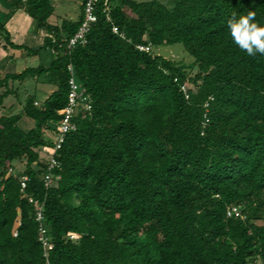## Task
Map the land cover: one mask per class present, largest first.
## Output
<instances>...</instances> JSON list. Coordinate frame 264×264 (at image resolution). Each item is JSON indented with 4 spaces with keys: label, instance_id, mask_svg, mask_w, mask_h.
I'll list each match as a JSON object with an SVG mask.
<instances>
[{
    "label": "trees",
    "instance_id": "1",
    "mask_svg": "<svg viewBox=\"0 0 264 264\" xmlns=\"http://www.w3.org/2000/svg\"><path fill=\"white\" fill-rule=\"evenodd\" d=\"M4 1L8 17L25 11L58 43L83 19L57 27L51 0ZM171 5L111 0L110 20L101 5L86 45L70 52L47 36L38 51L55 49L49 67L0 79V108L16 93L10 82L46 75L57 87L0 117V264H264V0ZM6 20L0 36L21 48ZM174 44L194 62L153 52ZM70 63L93 108L76 118L46 189L44 149L55 142L45 130L57 132ZM23 117L35 127L23 130ZM17 160L25 171L9 174ZM23 175L45 202L48 257ZM233 207L240 217H228Z\"/></svg>",
    "mask_w": 264,
    "mask_h": 264
},
{
    "label": "built area",
    "instance_id": "2",
    "mask_svg": "<svg viewBox=\"0 0 264 264\" xmlns=\"http://www.w3.org/2000/svg\"><path fill=\"white\" fill-rule=\"evenodd\" d=\"M80 5L82 7V15L83 19L78 28L77 32L73 37L64 40L61 43H58L53 35H48L52 39L53 44L58 45L60 49L66 48L68 51L74 50L78 46H84L88 43L87 36L91 32V29L94 24L98 21V11L100 10V6L102 5V13L107 15L108 20H110V6L111 0H79ZM115 33H117V29H113ZM139 49L143 52H149L151 50V46H140ZM52 53L55 54L56 51L53 48ZM68 72L70 74L69 80V96L67 105L60 112L61 120L58 123V129L55 135L52 137L55 145L51 148H45L44 153L47 154L48 159V168L46 173L43 176V181L46 189H49L55 178L59 179V176L54 175V171L61 169V162L58 159V153L62 149L63 144L66 141L67 136L77 131L78 125L76 123V118L79 114L86 116L87 113L92 111V100L90 95L87 94L85 87L78 80L75 67L72 63L68 65ZM187 86L184 87L186 90ZM9 174H14V169H9ZM30 178L28 175H23L20 178L21 190L24 194V197L28 200V202L34 207L35 218L39 223V231H40V241L43 243L45 248V255L48 257V251L53 248L52 243L50 242V238L48 236V228L44 223V212H45V202L34 197L31 194L27 193V189L29 186ZM228 217H240L241 212L237 207L230 208L228 210ZM73 238V237H72Z\"/></svg>",
    "mask_w": 264,
    "mask_h": 264
},
{
    "label": "rangeland",
    "instance_id": "3",
    "mask_svg": "<svg viewBox=\"0 0 264 264\" xmlns=\"http://www.w3.org/2000/svg\"><path fill=\"white\" fill-rule=\"evenodd\" d=\"M51 1L55 8V13L52 17V22L55 25L59 24L63 19H68L72 21H77L79 19L80 11L82 10V8H80L81 5H79V0H51ZM134 1L142 3V2H149L154 0H134ZM158 1H161L164 4L172 6L171 0H158ZM5 3L6 2L4 0H1L0 7L7 6V8H9L10 5H3ZM4 19L5 17L2 16L0 21H4ZM39 35H40V30H36L35 32H31L29 38L30 39L33 38L34 40H36ZM153 52L156 55H161L167 59H171L177 62H182L185 64H190L191 62H194L193 57L189 55L188 52L185 51L183 45L181 44L155 47L153 48ZM53 59L54 58L52 52L50 50L49 51L44 50V52L41 53L40 57L29 56L25 60L19 62V65H17L16 67L12 66L9 72L21 73L28 67H37L40 64H43L44 66L48 67L53 61ZM46 81H47V76L43 75L41 77L35 78V80L30 78L27 80L25 84H22L18 81L10 82L9 83L10 88H12L17 93V95H11L4 100V105H5L4 107L6 109L5 114L8 115L21 114L23 112V108L26 101L31 96H35L37 98V102L40 105L44 103V101L54 91L57 90V87L55 85H52ZM5 91L6 89H0V94L4 93ZM1 116L2 115L0 113V117ZM20 126L23 130L29 131L35 127V123L31 119L23 117V119L20 122ZM45 134L50 138L54 136L53 132L49 130H45ZM26 167H27V163L25 160L15 161L13 163L14 174L18 175L24 172Z\"/></svg>",
    "mask_w": 264,
    "mask_h": 264
},
{
    "label": "crops",
    "instance_id": "4",
    "mask_svg": "<svg viewBox=\"0 0 264 264\" xmlns=\"http://www.w3.org/2000/svg\"><path fill=\"white\" fill-rule=\"evenodd\" d=\"M3 5H9V4L5 3ZM79 5H80V1H79ZM80 8L82 7L80 6ZM11 12H12L11 6L9 8H7V6H4V7L1 6L0 7V19L2 16L5 17L4 20L7 19L6 28L11 35V42L17 46H21V48L11 47L10 45L6 44V42L0 36V79L4 78L7 74H20V73H10L9 70L12 66L16 67L17 65H19V62L25 60L27 57L29 56H33V57L39 56L40 57L41 53H43L44 50H40V51L38 50L44 46L46 37L48 36V32L45 29L36 28V22L25 11L18 10L12 16L8 17V15ZM81 15H82V10L80 11L79 19L81 18ZM52 17L49 19V23L57 27H60L63 21L68 20V19H63L59 24L55 25L52 22ZM69 21H72V20H69ZM73 22H76V21H73ZM36 30H40V35L37 37L36 40H34L33 38L30 39L29 37H30L31 32H35ZM53 58H54V55H53ZM41 65L43 64H40L39 66ZM37 67H28V68H37ZM32 79L35 80V78H32ZM27 80L25 82H20V83L25 84ZM13 95H17V93H14ZM4 106L5 105L3 103L2 108H0V113L2 116L8 115V114H5L6 109Z\"/></svg>",
    "mask_w": 264,
    "mask_h": 264
}]
</instances>
